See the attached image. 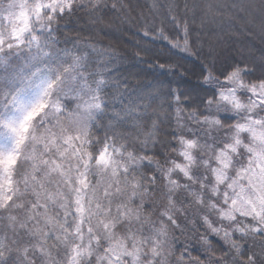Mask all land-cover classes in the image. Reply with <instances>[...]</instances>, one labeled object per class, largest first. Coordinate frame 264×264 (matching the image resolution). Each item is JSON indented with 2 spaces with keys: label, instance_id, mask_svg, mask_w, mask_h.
I'll list each match as a JSON object with an SVG mask.
<instances>
[{
  "label": "snow or ice",
  "instance_id": "snow-or-ice-1",
  "mask_svg": "<svg viewBox=\"0 0 264 264\" xmlns=\"http://www.w3.org/2000/svg\"><path fill=\"white\" fill-rule=\"evenodd\" d=\"M0 264H264V0H0Z\"/></svg>",
  "mask_w": 264,
  "mask_h": 264
},
{
  "label": "trees",
  "instance_id": "trees-1",
  "mask_svg": "<svg viewBox=\"0 0 264 264\" xmlns=\"http://www.w3.org/2000/svg\"><path fill=\"white\" fill-rule=\"evenodd\" d=\"M84 34L85 35H88L87 32H85ZM102 38H104V37H102ZM104 39H106L107 41L113 42V43H116L117 42L115 40V38H113L111 36L106 37ZM119 43H120V46L122 48H126L128 50V54H129L128 58H129V60H131V52H133L135 50L134 47L131 44H127L126 42H123V41H120ZM165 54L171 57V61H181V62H183L185 64H188L189 63L187 60H182L181 57L176 56V55H173L171 53H168L166 50H165ZM159 62L160 63H167L168 61H165L164 59H161ZM150 63H151V60H149L144 65H142V70L146 73L145 75L142 76V79L143 80L149 81V80H152L153 77H159L161 79L166 78L165 75L163 73H160L158 70L153 71V72H147V68H148V65ZM133 71H136V69H133ZM193 254L195 255V253H193Z\"/></svg>",
  "mask_w": 264,
  "mask_h": 264
}]
</instances>
